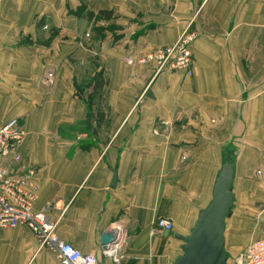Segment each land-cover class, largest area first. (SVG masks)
Masks as SVG:
<instances>
[{"label": "crops", "instance_id": "1", "mask_svg": "<svg viewBox=\"0 0 264 264\" xmlns=\"http://www.w3.org/2000/svg\"><path fill=\"white\" fill-rule=\"evenodd\" d=\"M186 25L195 35L190 74L139 61ZM100 67L98 123L76 82ZM11 117L25 134L8 168L35 167L34 207H47L58 236L99 264H175L180 235L227 160L225 264L264 237V0H0V121ZM159 217L173 227H159ZM105 233L114 236L108 247ZM0 264L60 259L20 224L0 226Z\"/></svg>", "mask_w": 264, "mask_h": 264}, {"label": "built area", "instance_id": "2", "mask_svg": "<svg viewBox=\"0 0 264 264\" xmlns=\"http://www.w3.org/2000/svg\"><path fill=\"white\" fill-rule=\"evenodd\" d=\"M194 36L186 25L173 42L148 52L140 57L139 61L155 60L156 72L179 69L190 74L191 44ZM45 75L47 79L51 78L52 70H47ZM24 134V127L17 117L0 121V226H27L36 235L39 247L57 252L60 264H99L95 253L81 251L71 242L58 236L57 221L49 217L47 207H34L38 190L34 179L35 167L24 162L20 164L19 171H11L8 168L7 157L13 162L21 160L17 147ZM156 223L167 230L173 227V222L167 217H159ZM235 260L237 264H264V237L249 242Z\"/></svg>", "mask_w": 264, "mask_h": 264}, {"label": "water", "instance_id": "3", "mask_svg": "<svg viewBox=\"0 0 264 264\" xmlns=\"http://www.w3.org/2000/svg\"><path fill=\"white\" fill-rule=\"evenodd\" d=\"M234 163L224 161L215 179L210 202L202 208L197 219L183 240L182 253L175 264H225L227 252L224 243L225 218L230 215L234 193L231 189ZM102 244L114 243V236L105 233Z\"/></svg>", "mask_w": 264, "mask_h": 264}, {"label": "trees", "instance_id": "4", "mask_svg": "<svg viewBox=\"0 0 264 264\" xmlns=\"http://www.w3.org/2000/svg\"><path fill=\"white\" fill-rule=\"evenodd\" d=\"M102 15L107 16L105 14V10L99 11ZM92 15V12L89 13ZM106 86H107V78L104 74V70L102 67L95 70L91 77H89L85 82H76V93L79 97L84 99L86 106L88 108V117L92 116L93 110L95 109L96 118L98 123L102 122L104 119V102L106 98ZM85 87H90L89 92L86 96L82 93Z\"/></svg>", "mask_w": 264, "mask_h": 264}, {"label": "rangeland", "instance_id": "5", "mask_svg": "<svg viewBox=\"0 0 264 264\" xmlns=\"http://www.w3.org/2000/svg\"><path fill=\"white\" fill-rule=\"evenodd\" d=\"M96 28H97V27H96ZM96 28H95V29H96ZM90 29H91V32H93V31L95 32V29H93V26H90ZM92 29H93V31H92ZM86 34H87V33H86ZM85 36H86V35H85ZM93 37H94V39H95V36H93ZM47 38H48V36H47V37L43 36V37L41 38V40H42L44 43H47V42H48ZM48 39H50V38H48ZM193 39H194V38H193ZM20 40H21V39H20ZM88 41H89V42H87V41H86V42H87V43H90V40H88ZM192 41H193V40H192ZM86 42L84 41L83 43H84L85 45H87ZM94 43H95V42H94ZM127 60H128V59H127ZM87 79H88V78H87ZM87 79H86V80H87ZM86 80H84L83 82H85ZM253 240H254V239H253ZM250 242H251V241H250ZM240 253H241V252H240ZM238 254H239V253H238ZM231 258H234V257L231 256Z\"/></svg>", "mask_w": 264, "mask_h": 264}]
</instances>
